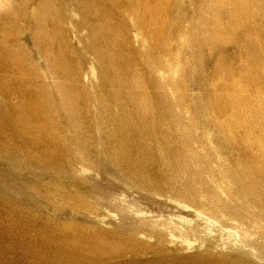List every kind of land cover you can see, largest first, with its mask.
<instances>
[{
	"label": "rangeland",
	"instance_id": "374dc122",
	"mask_svg": "<svg viewBox=\"0 0 264 264\" xmlns=\"http://www.w3.org/2000/svg\"><path fill=\"white\" fill-rule=\"evenodd\" d=\"M0 264H264V0H0Z\"/></svg>",
	"mask_w": 264,
	"mask_h": 264
}]
</instances>
